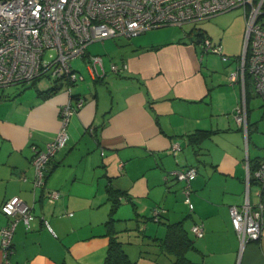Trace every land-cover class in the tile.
I'll use <instances>...</instances> for the list:
<instances>
[{
	"label": "crops",
	"instance_id": "1",
	"mask_svg": "<svg viewBox=\"0 0 264 264\" xmlns=\"http://www.w3.org/2000/svg\"><path fill=\"white\" fill-rule=\"evenodd\" d=\"M183 26L88 44L89 54L103 57L104 74L92 78L85 57L84 72L73 67L83 80L71 93L85 103L69 118L68 143L47 165L43 188L33 186L32 150L56 136L58 108L69 97L66 83L40 87L38 78L0 88V228L8 222L4 201L19 196L32 206L28 227L19 221L13 232L10 264H102L111 188L130 197L112 217L137 264L169 263L162 254H151L157 260L139 254L140 246L155 252L143 235L165 233L164 224L148 219L154 208L161 221L182 222L194 241L190 260L264 264V231L241 246L229 212L246 195L253 206L260 201L253 172L264 159L257 155L259 136L252 133L259 118L249 107L251 94L246 98L240 77L229 78L239 56L216 65L218 54L202 51ZM112 62L126 68L112 72ZM244 99L242 122L236 116ZM174 144L180 147L176 152ZM190 166L197 170L190 181L192 210L184 201V182L174 175ZM51 189L60 197L48 202L45 191ZM194 225L203 228L201 236L193 233Z\"/></svg>",
	"mask_w": 264,
	"mask_h": 264
},
{
	"label": "built area",
	"instance_id": "2",
	"mask_svg": "<svg viewBox=\"0 0 264 264\" xmlns=\"http://www.w3.org/2000/svg\"><path fill=\"white\" fill-rule=\"evenodd\" d=\"M238 7L242 8L245 20L243 48L237 69L229 73V78L235 81L240 77L244 91L247 72L255 94L264 100V0H0V88L30 84L47 75L59 84L66 83L69 96L58 108L60 126L56 136L43 148L33 146L34 189L44 187L49 161L68 143L69 118L85 103L83 96H72V85L81 82L83 76L71 61L85 57L92 78L104 74L103 57L89 54L88 44L116 36L131 38L166 25L182 26ZM198 43L202 51L218 54L224 61L229 59L221 45L207 35ZM47 50L55 51L53 58L44 57ZM125 68V63L110 64L115 73ZM245 106L244 99L237 108L238 121L246 120ZM179 148L174 144L172 152ZM196 174L192 166L174 171L175 177L184 182V201L190 210V181ZM253 177L259 184L260 201L253 206L246 195L241 206L229 207L231 224L241 246L258 240L264 231V159L258 163ZM45 192L48 202L60 197L57 190ZM31 209L19 196L2 203L1 211L8 216V222L0 228L1 264H10L13 232L19 221L28 227ZM159 211L154 208L152 214L157 216ZM192 231L196 236L203 234L200 225L192 226Z\"/></svg>",
	"mask_w": 264,
	"mask_h": 264
},
{
	"label": "trees",
	"instance_id": "3",
	"mask_svg": "<svg viewBox=\"0 0 264 264\" xmlns=\"http://www.w3.org/2000/svg\"><path fill=\"white\" fill-rule=\"evenodd\" d=\"M192 38L199 45V40L206 36L205 33L201 31L192 32ZM195 35V36H194ZM72 65V61H71ZM250 76L246 72L245 73V94L246 98L250 95L249 82ZM57 82V81H54ZM253 90V86H252ZM254 92V90H253ZM197 133L200 135H204V130H200ZM196 135V133L194 134ZM50 162V161H49ZM49 164V163H48ZM47 168L45 177L47 175ZM108 196L111 199V210L110 216L106 221V236L108 237V247L106 256L102 264H137L135 259L129 257L127 251L125 250V241L120 239L121 230H118L115 227L116 220L112 217V213L116 209L117 205L122 200H129L130 197L126 195L124 192L119 190L108 189ZM160 211L157 216L151 214L148 219H157V221L165 226V233L163 236H148L143 235L148 239V244L155 248V252H150V247H145L143 249L141 246L139 247V254L142 256H148L151 259L157 260L151 256V254L156 255H165L169 259L168 264H202L201 262H194L187 257V253L195 249L193 239L188 235V232L183 228L182 222H174L169 223L165 221H161L160 219ZM150 249V250H149Z\"/></svg>",
	"mask_w": 264,
	"mask_h": 264
},
{
	"label": "rangeland",
	"instance_id": "4",
	"mask_svg": "<svg viewBox=\"0 0 264 264\" xmlns=\"http://www.w3.org/2000/svg\"><path fill=\"white\" fill-rule=\"evenodd\" d=\"M206 20V21H204ZM204 20H198L194 22H189L184 24V28L188 31L196 32L201 31L206 33L213 41H220L222 52L223 47H225L226 51L223 52L229 59L228 63L235 60V57L240 56L243 48V33L245 27V20L243 16L242 8H234L230 11H225L217 14V16H211ZM162 27V26H161ZM159 27H156V29ZM195 36V35H194ZM96 46L101 44L100 41H95L93 43ZM227 50H232L233 52H229ZM229 53V54H228ZM213 54V53H212ZM55 55L54 50H47L44 53V57L46 59H51ZM215 56L217 54H214ZM216 65L223 66L222 64H228L221 60L220 55H217ZM72 67L78 68L79 71L84 72L83 61L80 58H75L72 60ZM76 70V69H75ZM78 71V72H79ZM40 87H46L50 84L54 83V79L52 77H48L47 75H43L37 81ZM251 85H249L250 91V99H249V107L254 113V117L259 118L257 121L258 128L257 131H254L255 135L259 136L260 144L257 149V155L264 154V100L258 97L255 92L252 90V80L249 79ZM78 82L76 84H79ZM219 104L217 103V106ZM255 128V125H252Z\"/></svg>",
	"mask_w": 264,
	"mask_h": 264
}]
</instances>
